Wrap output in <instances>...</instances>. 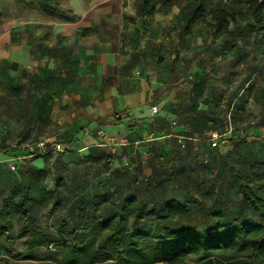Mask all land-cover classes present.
Wrapping results in <instances>:
<instances>
[{
    "label": "crops",
    "instance_id": "crops-1",
    "mask_svg": "<svg viewBox=\"0 0 264 264\" xmlns=\"http://www.w3.org/2000/svg\"><path fill=\"white\" fill-rule=\"evenodd\" d=\"M123 1L99 0L86 5L80 0H69L66 9L76 18L57 25L51 44L36 38L18 45L17 37L11 33L0 39V138L6 139L11 134L12 120L6 105L20 87L13 86L12 72L24 68L27 74L36 76V85L43 93L48 88L53 92L63 88L73 99L75 108L82 110L83 116L88 115L90 122H112L107 131L98 130L96 134L111 145L107 150L113 162V153L122 157L120 168L118 164L113 166L112 163L111 166L113 173L126 172L119 179L120 186H137L144 196L148 188L156 187L159 177L165 187L172 186L177 181L174 178L177 169L173 171L164 162L160 152L166 147L171 164L177 166L182 162V189L190 192L193 188L188 178L195 174L193 165L197 163V156L204 152V136H209L212 130L208 125L210 114L207 107L215 104L213 93L231 86L228 82L224 85L204 82L202 73L207 68L206 64L190 56L208 44L212 36L200 23L191 25L189 35L183 33L178 14L189 0L175 1L167 12H157L150 18L139 17L140 0H134V4H124ZM114 18L118 21L113 22L111 19ZM86 28L93 32L80 36L78 33ZM189 36L195 42L189 44ZM85 38L91 42L80 46L79 40ZM199 38L200 42H196ZM250 40L255 41V47L245 51V57L236 55L235 41L239 39L232 35L223 51L212 58V61L219 62V66L241 59L246 81L244 87L264 72V34L252 33ZM63 48L66 55L59 64L53 58L55 52ZM31 51L39 57L32 58ZM31 60L50 65L29 70L27 65ZM73 62L76 65L69 68ZM188 62L194 70L191 75L184 71ZM209 65L217 67V64ZM195 86H198V92L193 90ZM22 87L17 91L19 94ZM42 96L39 104H43ZM57 97L52 93V104ZM247 98L250 100L246 92ZM46 102L47 99L44 104ZM154 106L158 111L152 113L151 107ZM120 117L121 123L116 125L114 119ZM157 139L162 146L151 143ZM130 155H137L139 160L136 163L138 167L131 168L135 173L125 161ZM145 170L148 174L144 173ZM133 174L137 176L133 178ZM128 179L134 183L129 184ZM177 197L169 199L179 200ZM20 228L14 227L15 232ZM6 248L5 243H0L1 255ZM13 250L23 253L26 250L25 239L16 241Z\"/></svg>",
    "mask_w": 264,
    "mask_h": 264
},
{
    "label": "rangeland",
    "instance_id": "rangeland-1",
    "mask_svg": "<svg viewBox=\"0 0 264 264\" xmlns=\"http://www.w3.org/2000/svg\"><path fill=\"white\" fill-rule=\"evenodd\" d=\"M54 1H57L63 8L69 7V0ZM80 1L88 5L99 0ZM229 1L221 0L220 2L226 5ZM123 2L134 4V0ZM208 2L213 4L216 0H208ZM111 20L118 21L115 18ZM61 22L63 21L43 13L38 7V0H0V39L11 33L17 37L18 45L29 43L36 38L51 44L57 32V25ZM232 35L235 39H239L238 42L235 41L237 56L245 57L244 52L255 47V41L250 40L251 33L247 31L245 23H240L238 28H233ZM188 41L189 44L195 42L191 36L188 37ZM90 42L89 38L79 40L80 46ZM196 42H200V38ZM205 46L207 44L202 48ZM195 53L192 52L190 56L198 59L199 63L204 62L207 66L205 72L202 73L204 82H219L223 85L228 82L231 86L213 93L215 104L211 103L207 107L210 114L208 125L212 128L211 132L216 131L226 135L228 139L234 137L243 139L245 142L230 147L228 150L219 151L218 148L226 146V143L220 140L218 147L213 148L208 145V136H204V152L197 156V163L193 165L196 170L193 169L195 174L188 179L192 185L191 188L199 186L203 193L207 192L210 196L204 198L200 207L193 205L192 214L183 223L189 226H211L212 219L206 215V210L209 208L225 209L232 215L244 216L254 221L255 214L245 206L236 192L235 185L238 173L249 175L260 186L259 193L264 195V114H261L257 101L258 92L264 86V72L262 76H255L251 83L244 87L246 81L241 59L225 62L222 66H219V62L211 61L212 64H217L216 68H212L213 66L206 62V58L194 57ZM47 65L50 64L31 60L27 66L29 70H33ZM75 65L76 62H73L68 67L72 68ZM184 71L188 75L194 73L191 62H188ZM26 72L24 68L12 72L13 86L23 87L21 94L13 91L16 94L11 95L13 99L11 98L6 105V110L12 120V130L8 138H0V198L6 196L14 184L31 179L36 170H43L46 173L44 185L48 190H52L51 187L55 182L62 183V186L57 189L60 197L67 204L60 212V216L63 215L62 220H64L65 211L68 212V209L73 208L70 216L71 222L74 226L81 227L83 225L79 213L81 209L90 208L96 203L101 206L105 203L109 204L115 196L116 188L111 185V181L117 180L116 175L100 176L99 166L95 162L96 156L103 152L102 149L107 150L111 146L96 133L98 130L107 131L112 122L110 124L107 120L102 123L90 122L88 115L83 116L82 110L75 108L73 99L67 96L63 88L54 92L48 88L47 92L43 93L36 85V76ZM246 92L250 100L245 99ZM1 93L3 94V91ZM52 93L58 96L54 104L51 103ZM19 95L21 98H18ZM41 96L43 104L38 102ZM45 99H47L46 104H44ZM151 143L155 146H162L159 139ZM56 144L66 145L67 151H52L50 148ZM165 149H161L160 153H162L164 162L173 171L177 169L176 177L174 176L177 181L172 186L157 187L158 182L162 180L160 177L157 178L156 187L151 195L147 194L149 199L155 197L157 200L160 198L168 200L184 192L181 180L183 171L180 167L182 162H178L177 166L171 164ZM113 156L115 159L113 166L118 164L120 168L122 157L119 153H113ZM125 161L130 169L138 167L137 155H130L125 158ZM135 172L132 170V173ZM144 173L148 174L146 170ZM34 213L32 227L43 226L46 210H35ZM57 216V214L52 216L49 222L52 228L57 226L55 225ZM14 225L15 227L23 226V220L14 218ZM57 250V247L38 248L36 254L40 258H47L57 253ZM95 264H114V262L106 261Z\"/></svg>",
    "mask_w": 264,
    "mask_h": 264
},
{
    "label": "trees",
    "instance_id": "trees-1",
    "mask_svg": "<svg viewBox=\"0 0 264 264\" xmlns=\"http://www.w3.org/2000/svg\"><path fill=\"white\" fill-rule=\"evenodd\" d=\"M175 1L179 0H140L138 15L150 18L157 12H167ZM220 1L209 4L208 0H189L178 14L185 35H189L191 25L197 23L211 33L209 44L193 54L196 58H206L209 64L214 55L229 44L232 29L238 28L240 23H245L251 34H264V0H230L226 5ZM38 7L46 15L61 21L76 18L54 0H38ZM92 32L86 28L78 34L84 37ZM30 55L39 57L32 51ZM65 55L63 48L55 52L53 59L60 64ZM193 90L196 92L198 86ZM257 101L264 114V86L258 92ZM121 119L115 118V124L120 125ZM212 133L222 135L216 131ZM244 142L243 139L227 138L226 146L218 150H228ZM61 146L62 151H67L66 145ZM102 150L95 162L100 176L116 175L117 180L111 181L116 188L115 196L109 204L96 203L81 209V227L71 222L73 208L68 212L64 210L66 214L62 220L60 212L67 205L57 190L62 183L55 182L52 190H48L44 185L45 171L36 170L31 179L19 181L9 189L0 201V243L7 245L3 256L0 254V264H95L106 261L114 264H264V195L259 193L260 186L251 176L238 173L235 189L245 206L255 214L254 221L232 215L225 209L209 208L206 215L212 219L211 226H189L183 221L192 214V206L200 207L209 193H203L196 186L190 192L180 193L179 200L149 199L137 186L119 185V179L126 172L113 173V158L108 150ZM161 186L165 187L162 180L157 184V187ZM153 189L148 188L145 194L151 195ZM35 210H46L41 227L31 225ZM56 214L57 226L52 228L49 222ZM15 217L23 220V226L16 232L12 220ZM21 239H25L26 250L15 253L13 245ZM50 247H57V253L47 258L36 254V249Z\"/></svg>",
    "mask_w": 264,
    "mask_h": 264
},
{
    "label": "built area",
    "instance_id": "built-area-1",
    "mask_svg": "<svg viewBox=\"0 0 264 264\" xmlns=\"http://www.w3.org/2000/svg\"><path fill=\"white\" fill-rule=\"evenodd\" d=\"M157 111V107H151V112L152 113H155ZM227 139V136L226 135H219V134H216V133H212L210 134L209 136V143H210V146L211 147H217V145L219 144L220 140L222 141V143L225 142V140ZM52 151H62V146L60 144H56L55 146H52L50 148Z\"/></svg>",
    "mask_w": 264,
    "mask_h": 264
}]
</instances>
